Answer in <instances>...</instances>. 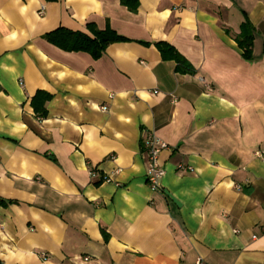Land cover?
<instances>
[{
	"label": "crops",
	"instance_id": "0c3cea01",
	"mask_svg": "<svg viewBox=\"0 0 264 264\" xmlns=\"http://www.w3.org/2000/svg\"><path fill=\"white\" fill-rule=\"evenodd\" d=\"M0 262L264 264V0H0Z\"/></svg>",
	"mask_w": 264,
	"mask_h": 264
},
{
	"label": "trees",
	"instance_id": "16d2710c",
	"mask_svg": "<svg viewBox=\"0 0 264 264\" xmlns=\"http://www.w3.org/2000/svg\"><path fill=\"white\" fill-rule=\"evenodd\" d=\"M121 3L132 12L136 11L138 7V0H121ZM252 29L249 21L245 20L241 24L240 34L235 37V41L242 51V56L246 60L251 59L253 45ZM44 38L63 50L88 52L93 58L100 57L108 44L123 40L121 36L108 28L105 30L92 29L91 35H89L80 31H72L59 27L47 33ZM160 51L164 58H177L180 64L184 63V59L172 47L160 46ZM180 66L184 68V66ZM0 264L4 263L0 262Z\"/></svg>",
	"mask_w": 264,
	"mask_h": 264
},
{
	"label": "built area",
	"instance_id": "2783aa9c",
	"mask_svg": "<svg viewBox=\"0 0 264 264\" xmlns=\"http://www.w3.org/2000/svg\"><path fill=\"white\" fill-rule=\"evenodd\" d=\"M41 9L39 14H42ZM104 109V107H103ZM144 155L146 159L145 164V180L148 186L152 190L160 189V181L165 174L164 168L159 161V155L163 148L166 147V143L157 135L152 132H148L144 138ZM45 257V254H41Z\"/></svg>",
	"mask_w": 264,
	"mask_h": 264
},
{
	"label": "water",
	"instance_id": "95a60500",
	"mask_svg": "<svg viewBox=\"0 0 264 264\" xmlns=\"http://www.w3.org/2000/svg\"><path fill=\"white\" fill-rule=\"evenodd\" d=\"M166 195L168 196V197H170L177 205H178V202H177V200L172 196V195H170L169 193H166Z\"/></svg>",
	"mask_w": 264,
	"mask_h": 264
}]
</instances>
